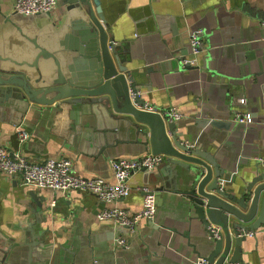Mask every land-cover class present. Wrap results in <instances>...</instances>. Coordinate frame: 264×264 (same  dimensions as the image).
<instances>
[{
    "label": "crops",
    "instance_id": "1",
    "mask_svg": "<svg viewBox=\"0 0 264 264\" xmlns=\"http://www.w3.org/2000/svg\"><path fill=\"white\" fill-rule=\"evenodd\" d=\"M65 1L59 0L49 14L23 19L13 15L12 0H0V57L31 62L33 38L47 47L57 42L62 27L74 20ZM101 2L108 31L124 48L149 107L181 112L184 117L177 125L184 141L217 153L229 187L251 180L264 160V0ZM198 31L203 50L194 65L182 67L179 57L190 55L189 37ZM4 66L12 65L0 61ZM76 110L65 101L30 103L21 114L8 103L0 105V145L36 162L69 158L77 175L110 182L111 160L152 152L128 117ZM245 114L251 122L236 120ZM197 120L231 125L203 127ZM18 130L29 133L23 143ZM175 169L165 160L152 172L135 173L130 196L108 204L78 190L38 189L0 174V264H27L30 243L38 235L42 246L51 248L46 264H197L206 257L208 234L189 213V187ZM159 186L165 190L156 202L157 214L143 219L135 234L97 218L104 208L140 211L144 193L139 188L155 192ZM41 198L40 211L36 201L41 204ZM120 238L127 246L117 244ZM247 238L242 262L264 264V225Z\"/></svg>",
    "mask_w": 264,
    "mask_h": 264
},
{
    "label": "water",
    "instance_id": "2",
    "mask_svg": "<svg viewBox=\"0 0 264 264\" xmlns=\"http://www.w3.org/2000/svg\"><path fill=\"white\" fill-rule=\"evenodd\" d=\"M65 3L74 20L62 27L57 42L47 47L33 38L31 62L0 57V61L12 65L0 67V105L8 103L21 114L30 103L49 106L65 101L80 113L128 117L125 120L134 122L139 133L147 138L144 145L153 154L164 155L166 163L181 172V181L189 187L185 192L186 207L208 234L203 244L206 257L202 258L208 264L241 263L242 245L248 234H255L264 225V160L255 166L251 180L229 187L223 182L225 170L217 153L184 141L177 121H169L163 111L149 107L127 66L124 48L108 31L101 0ZM11 6L13 15L23 19L49 14L23 15ZM189 66L192 65H182ZM197 124L224 129L231 125L210 120H197ZM164 190L159 186L156 193L152 191L156 202ZM40 200L41 204L36 203L41 211L44 199ZM43 242L38 235L30 243L27 264H46L50 260L51 248L42 246Z\"/></svg>",
    "mask_w": 264,
    "mask_h": 264
},
{
    "label": "built area",
    "instance_id": "3",
    "mask_svg": "<svg viewBox=\"0 0 264 264\" xmlns=\"http://www.w3.org/2000/svg\"><path fill=\"white\" fill-rule=\"evenodd\" d=\"M59 0H12L13 7L23 15H36L44 12H52L58 6ZM262 40L264 43V20L261 21ZM190 56L181 57V64L194 65L196 57L203 50L201 31L190 35ZM169 121H181L184 115L176 108L163 111ZM240 118V119H239ZM239 122H251L249 114L237 115ZM18 140L23 143L29 138V133L18 130ZM164 155H155L148 152L143 157L136 159H113L110 166L113 171L114 181L110 182L104 178H85L77 175L73 170L71 159L50 158L41 162L33 161L19 152L9 150L0 145V174L10 180L20 178L27 186L38 189H49L54 192H68L78 190L96 196L104 203H113L130 196L132 188L130 181L137 172H152L165 162ZM262 161V160H261ZM144 193L143 207L140 211L132 212L125 208H104L98 213L100 221H109L117 227L128 230L135 234L143 219L153 220L157 214L155 194L148 188H139ZM55 202H52L54 205ZM249 237L254 234L249 233ZM117 244L127 246L125 238L117 240ZM197 264H208L203 258H198ZM247 264V263H237Z\"/></svg>",
    "mask_w": 264,
    "mask_h": 264
}]
</instances>
